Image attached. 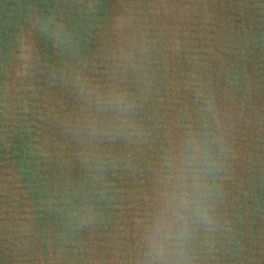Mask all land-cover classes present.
<instances>
[{
  "label": "water",
  "instance_id": "water-1",
  "mask_svg": "<svg viewBox=\"0 0 264 264\" xmlns=\"http://www.w3.org/2000/svg\"><path fill=\"white\" fill-rule=\"evenodd\" d=\"M0 264H264V0H0Z\"/></svg>",
  "mask_w": 264,
  "mask_h": 264
}]
</instances>
